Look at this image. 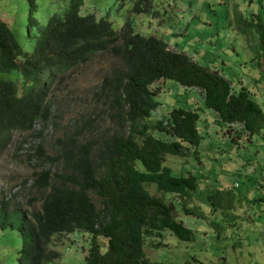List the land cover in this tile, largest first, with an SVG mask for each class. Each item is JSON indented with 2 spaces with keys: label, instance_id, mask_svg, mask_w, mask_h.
<instances>
[{
  "label": "trees",
  "instance_id": "16d2710c",
  "mask_svg": "<svg viewBox=\"0 0 264 264\" xmlns=\"http://www.w3.org/2000/svg\"><path fill=\"white\" fill-rule=\"evenodd\" d=\"M29 2L32 48L24 47L0 19V149L10 140L8 134L28 132L48 116L53 92L66 73L98 53L111 52L117 67L104 78L95 100L105 99L126 130L82 142L79 136L90 130L85 123V130L60 141L55 157L38 150L39 156L60 165L58 172L35 173L39 207L20 209L0 200V229L21 234L17 264L58 259L61 254L51 247L54 238L75 230L90 234L87 264H166L146 257L145 239H160L167 230L182 241L195 235L176 219L175 205L165 195H178L185 214L202 215L186 202L200 177L177 175L164 161L167 156L186 157L189 148L200 146L202 135L200 115L189 108L175 107L166 118L152 121L160 105L155 99L159 91L152 86L170 80L199 90L205 107L228 129L240 123L249 137L264 130L263 108L247 89L235 92L217 70L171 50L162 39L136 33L132 19H122L124 10L148 14L151 0H44V12L36 0ZM253 27L260 42L257 52L264 57V23ZM151 185L161 194H152ZM100 237L107 239L104 253Z\"/></svg>",
  "mask_w": 264,
  "mask_h": 264
},
{
  "label": "rangeland",
  "instance_id": "374dc122",
  "mask_svg": "<svg viewBox=\"0 0 264 264\" xmlns=\"http://www.w3.org/2000/svg\"><path fill=\"white\" fill-rule=\"evenodd\" d=\"M36 1L44 12V0ZM248 1L151 0L148 14L124 10L122 19H132L136 33L162 39L171 50L184 52L212 69L223 58L228 59L230 53L226 50L236 45L241 48L254 35ZM29 12V0H0V19L30 49L34 31ZM240 28L245 32H239ZM244 55L247 54L232 56L235 62H241ZM116 67L117 61L111 52L93 55L86 63L67 72L59 82L48 116L36 121L28 132L8 134L10 140L0 149V200L9 201L15 208L37 209L35 173L45 169L58 172L59 163L52 164L45 156L55 157L61 150L60 141L76 136L80 129L85 130V123L93 131L80 135L82 142L126 130L120 126L117 112L109 103L105 99L96 101L94 97L104 78ZM152 89L159 91L155 99L160 103L152 113V121L166 118L175 107L190 108L187 100L190 92H185L178 83L162 80ZM261 106L264 110L263 103ZM204 109L207 108L202 105L197 111L203 114ZM205 119L197 123L202 134L200 146L189 148L186 157L167 156L164 161L177 175L192 172L200 177L197 190L186 202L202 217L185 214L178 195H165L175 205L176 219L194 231V240L182 241L167 230L160 239H145V255L151 261L166 264H264V138L255 137L251 148L248 141L240 142L244 148L234 145L230 138L219 142L217 137L225 133L222 126L218 121ZM235 127L237 131L243 130L240 123ZM156 136L167 138L161 132H156ZM41 147L45 156L37 154ZM218 161L221 162L218 164ZM148 189L152 194H161L153 185ZM92 198L101 207L100 200ZM54 239L56 245L51 247L61 255L47 264H87L90 234L75 230ZM21 242L18 230L0 229V264H17ZM99 243L102 253L106 252L107 239L100 237ZM157 243L162 245L157 247Z\"/></svg>",
  "mask_w": 264,
  "mask_h": 264
},
{
  "label": "crops",
  "instance_id": "0c3cea01",
  "mask_svg": "<svg viewBox=\"0 0 264 264\" xmlns=\"http://www.w3.org/2000/svg\"><path fill=\"white\" fill-rule=\"evenodd\" d=\"M246 3L247 2H245V4ZM248 6L249 7L247 11H249V15L251 16V19L253 21L251 27H253L258 22L264 23V10L262 11L261 9V6L264 7V0H249ZM239 32L243 33L245 32V30L240 28ZM259 47L260 42L258 39V34L256 32V29L254 28V35L248 37L245 45H243L241 48L236 45L226 50V53L228 51L230 53L228 59L223 58L219 64L213 66L214 68H212V70H217L226 79H228L231 82L235 92H238L242 88L247 89L250 92L252 98L261 105L262 103L264 104V64L262 63L264 62V57L261 56L260 52H257V50H259ZM241 53H246L247 55L241 57V62H235L233 56L240 55ZM248 54L250 55L248 56ZM192 58L198 62V60H196L194 57ZM199 63L201 62L199 61ZM220 64H222V66H220ZM183 90L190 92L189 97L187 94V100L189 102L188 105L190 107L189 109L197 111V109H199L202 105L205 106L202 93L199 90H196L198 94L196 93L195 95H193L196 92L194 91V89L183 88ZM203 111H205L203 114H200L198 111L200 115L199 120H202V118L206 117L205 120L208 121L212 119V121H218L219 125L222 126V129L224 130L223 132L225 133L221 137H217L216 140L219 139V142L223 141L224 139L230 138L231 140H233L234 145H240V148H244L241 146L240 142L248 141V144L251 145V148L254 146L253 141L255 137L264 138V130L259 134L249 137L244 132V130L237 131L235 125L232 129H228L227 125L219 120L218 114L214 110L207 108ZM208 111H211V113H209ZM235 133L237 135V138H234ZM214 140H211V142H213ZM219 162L221 161H218V164Z\"/></svg>",
  "mask_w": 264,
  "mask_h": 264
}]
</instances>
